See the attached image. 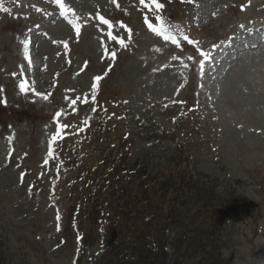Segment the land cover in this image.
Returning <instances> with one entry per match:
<instances>
[{
    "label": "rangeland",
    "instance_id": "374dc122",
    "mask_svg": "<svg viewBox=\"0 0 264 264\" xmlns=\"http://www.w3.org/2000/svg\"><path fill=\"white\" fill-rule=\"evenodd\" d=\"M171 2L61 0L62 9L56 0H0L2 264H264V0ZM161 18L163 34L153 31ZM108 105L121 152L153 172L157 191L158 172L171 170L165 203L181 207V223L194 222L190 232H204L182 235L185 258L169 228L135 249L128 227L111 230L124 235L116 247L91 218L84 254L74 235L61 246L71 186L84 183L69 164L81 146L73 130L102 121ZM65 122L70 139L58 143ZM183 156L194 185L182 178ZM199 190L212 206L187 204L186 192ZM197 208L229 212L220 241L189 218Z\"/></svg>",
    "mask_w": 264,
    "mask_h": 264
},
{
    "label": "trees",
    "instance_id": "16d2710c",
    "mask_svg": "<svg viewBox=\"0 0 264 264\" xmlns=\"http://www.w3.org/2000/svg\"><path fill=\"white\" fill-rule=\"evenodd\" d=\"M115 122L116 120H107L105 124L99 123V127L95 132L91 133V135L85 134L86 138L82 141L79 149L82 160L76 167L73 166L71 168V171L77 172L79 177L84 179V183L77 180V183L71 186L73 188V205L84 206L85 211H81V214L82 217L86 218L85 221L91 218L93 223L95 221L94 215L103 214V218L106 220L107 239L116 247L118 244L120 245V242H122L120 247L126 244L123 240L124 235L119 233L122 232L123 228L128 227L131 240L127 241L130 243V247L134 249L138 244L158 242L159 238L166 237L167 228H169L178 237L174 243L171 242L176 250L177 259L179 256L185 258V255L181 254L180 251V246H182L183 242H178L182 235L188 238H190V235H195L198 239H201V235L204 232L199 230L200 228L194 229L195 234L190 232L188 227L194 222L189 224L181 223V219L185 220L184 217H180L181 207L176 205L174 210L170 203H165L167 198L165 187L171 181L168 175V172H172L171 170L158 172L161 190L157 191L156 177L153 172H149L144 167L139 166V163L133 162V158L129 153L121 152L119 134L114 135L116 131L113 127ZM105 143H109L111 147L108 152L101 148V145ZM176 161L180 165L183 164L182 168L185 174L182 175V178H186L187 186L196 184L198 180L193 178L187 168L189 159L183 156ZM180 165L177 167H180ZM175 182H178V178H175ZM200 192L201 190L193 194L191 191H187L186 193L190 197L187 204H192L193 207L199 205L207 208L201 203L207 199L209 206H212V199L204 198L202 194H199ZM91 201H93V204L87 206ZM223 212L220 211L218 214L215 213L213 216H209L207 212L197 208L196 211H189L188 213L189 218L191 215L193 218L199 216L200 221L203 222L202 224L209 227L205 231L207 236L215 237L220 241V228L225 225L226 213L223 214ZM211 213L209 211L208 214ZM82 217L79 227L87 229ZM70 230L72 231L73 227ZM111 230L113 232L119 231L117 238H114ZM152 236H154L153 239H151ZM85 237L90 239L88 231ZM90 241L91 239L86 243ZM194 245L195 241L191 247ZM125 257V255H122L123 262H127ZM0 264H2L1 258Z\"/></svg>",
    "mask_w": 264,
    "mask_h": 264
},
{
    "label": "snow or ice",
    "instance_id": "6c2138e0",
    "mask_svg": "<svg viewBox=\"0 0 264 264\" xmlns=\"http://www.w3.org/2000/svg\"><path fill=\"white\" fill-rule=\"evenodd\" d=\"M56 2L58 4H60V6H61L62 9L65 8V5L63 3H61V0H56ZM141 2H143V0H141ZM157 7H162V5L157 4ZM4 11L7 12L8 9L5 8ZM100 19L101 20H104V23L105 24H109L110 23L108 20L104 19V17H100ZM149 27L151 28L152 27V24H149ZM164 27H165V25H164V22H163V20L161 18V28L160 29L153 28V31L159 32L160 34H163ZM242 27H243V25H242ZM129 31H131V30L129 29ZM77 32H79V26H77ZM165 38L168 39L169 37L165 36ZM187 39H188V37L185 36V40H187ZM172 40H173L174 43L176 42L174 37H172ZM22 43L24 44L25 56H27V54H28V43H29V41L28 40H25ZM112 55L115 56V53L113 52ZM100 79H101V77H99V76L96 77V80L97 81H99ZM20 89H21V91H27L28 90L27 85H26L25 82H21ZM37 95H41V94L40 93H37ZM44 98L47 99L46 96ZM57 115H59V113H57ZM61 127H66V126L62 125ZM53 139H56V137H53Z\"/></svg>",
    "mask_w": 264,
    "mask_h": 264
}]
</instances>
